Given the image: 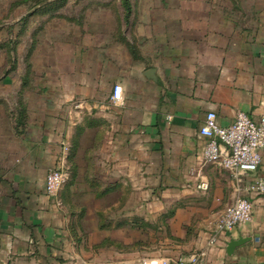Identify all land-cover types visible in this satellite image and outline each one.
Listing matches in <instances>:
<instances>
[{
    "label": "crops",
    "instance_id": "obj_1",
    "mask_svg": "<svg viewBox=\"0 0 264 264\" xmlns=\"http://www.w3.org/2000/svg\"><path fill=\"white\" fill-rule=\"evenodd\" d=\"M119 3L120 19L92 13L84 33L45 35L0 76V264H176L193 254L198 264H264V195H247L251 222L210 245L237 193L228 171L203 162L199 135L209 111L222 126L238 111L264 113V0H129L127 16ZM98 130L99 161L70 170L75 140ZM64 147L70 178L57 203L45 182ZM82 213L92 230L78 243L71 225Z\"/></svg>",
    "mask_w": 264,
    "mask_h": 264
},
{
    "label": "built area",
    "instance_id": "obj_2",
    "mask_svg": "<svg viewBox=\"0 0 264 264\" xmlns=\"http://www.w3.org/2000/svg\"><path fill=\"white\" fill-rule=\"evenodd\" d=\"M121 100V87L114 85L110 101L117 103ZM79 107L75 105V108ZM199 135L206 139L202 151L204 163L216 164L228 171L237 193L235 201L228 206L218 218L210 238V245L216 244L226 233L239 225L251 222L253 218V202L247 195H264V177L256 175L261 162V151L264 150V113L253 120L242 111L235 115L234 122L222 126L216 114L209 111L205 114L199 128ZM68 149L64 147V155L57 164L48 170L45 182L46 195L59 202V193L70 178L65 155ZM247 182H244V181ZM200 192L209 188L207 180L200 179L195 185ZM201 254H193L188 261L179 258L176 264H198ZM142 264H168L166 261L147 260Z\"/></svg>",
    "mask_w": 264,
    "mask_h": 264
},
{
    "label": "rangeland",
    "instance_id": "obj_3",
    "mask_svg": "<svg viewBox=\"0 0 264 264\" xmlns=\"http://www.w3.org/2000/svg\"><path fill=\"white\" fill-rule=\"evenodd\" d=\"M39 1L41 0H0V45H9L16 51L15 54L8 52L7 47L0 50V76L12 71L10 69L13 66L11 60L13 56L15 60L24 59L28 52L36 50L41 45L40 39L45 35H63V31L72 34L74 26L84 33L86 29L92 27V13L100 15L99 21L110 18L116 21L120 19L122 11L119 0H65L62 5L55 7L56 9L52 8L47 14H35L39 8L53 0ZM21 20L23 25L20 23ZM21 62H18L20 67ZM99 131L101 130L95 133L82 132L79 136H84L83 139L75 140L68 152L70 170L74 165L84 168L99 161L96 154L104 146V137ZM84 169L83 174L88 172L87 168ZM84 195L87 199L86 206L92 207V195L88 192ZM71 229L78 243L87 242V231L92 230L91 216L80 214L72 223Z\"/></svg>",
    "mask_w": 264,
    "mask_h": 264
},
{
    "label": "trees",
    "instance_id": "obj_4",
    "mask_svg": "<svg viewBox=\"0 0 264 264\" xmlns=\"http://www.w3.org/2000/svg\"><path fill=\"white\" fill-rule=\"evenodd\" d=\"M41 1H39V2H41ZM64 1L65 0H55V1L51 2L50 4L39 8V10L35 14H37V13L47 14V13L51 12L50 10L52 8H55V7L57 8L59 5H62L64 3ZM120 1H121V4L125 10L126 16H127L128 12H129V0H120ZM20 23L23 25V20H21ZM6 47H7L8 52H12V53L15 52L14 47L11 48L9 45L8 46L0 45V50L5 49Z\"/></svg>",
    "mask_w": 264,
    "mask_h": 264
},
{
    "label": "water",
    "instance_id": "obj_5",
    "mask_svg": "<svg viewBox=\"0 0 264 264\" xmlns=\"http://www.w3.org/2000/svg\"><path fill=\"white\" fill-rule=\"evenodd\" d=\"M245 242V239H238V240H232L230 241L229 243H227L226 245V251H227V254L231 255L234 248L237 247V246H240L242 243Z\"/></svg>",
    "mask_w": 264,
    "mask_h": 264
}]
</instances>
